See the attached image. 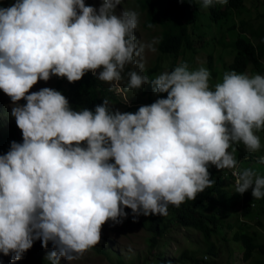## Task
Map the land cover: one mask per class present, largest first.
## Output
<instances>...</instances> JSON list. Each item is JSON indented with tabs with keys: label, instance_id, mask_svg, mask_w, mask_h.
<instances>
[{
	"label": "clouds",
	"instance_id": "1",
	"mask_svg": "<svg viewBox=\"0 0 264 264\" xmlns=\"http://www.w3.org/2000/svg\"><path fill=\"white\" fill-rule=\"evenodd\" d=\"M195 1L204 9L228 3ZM121 4L101 0L97 9L84 0H14L0 6V90L22 134V142L12 141L0 155V253L13 261L35 240L44 248L51 242L49 264L77 260L99 244L105 223L127 217L125 208L134 219L167 216L170 205L194 201L215 184L210 165L232 170L236 193L251 189L254 199L264 197V176L240 169L235 155L238 144L248 153L261 148L264 76L232 70L210 86L207 68L190 70L182 62L150 79L143 54L155 52L159 41L138 42L139 13H117ZM87 72L113 86L127 77L122 91L150 84L166 98L132 113L113 110L107 99L94 110H73L48 87L29 94L52 76L72 83Z\"/></svg>",
	"mask_w": 264,
	"mask_h": 264
},
{
	"label": "rangeland",
	"instance_id": "2",
	"mask_svg": "<svg viewBox=\"0 0 264 264\" xmlns=\"http://www.w3.org/2000/svg\"><path fill=\"white\" fill-rule=\"evenodd\" d=\"M13 2L14 0H5L4 4L8 7ZM84 2L86 6L90 5L98 9L101 0H84ZM214 6H218L217 9L224 10L227 4H214ZM122 9H134L139 13V25L134 30V35L138 42L147 43L154 39L158 41L161 39V28L159 26H151L148 29L142 26L144 15L137 7L135 0H122V4L117 6V13ZM263 10L262 0H245L239 11L233 10L232 14L226 17L216 18L210 7L204 9L197 3L194 9L195 19L190 24V26H194V32L189 33L190 47L182 48L176 55L166 54L161 60H158L159 50L157 44L155 45V52L146 49L142 61L145 65L143 74L152 79L161 72L171 71L173 63L175 67L182 62H187L190 70H195L201 66L209 70L210 86L221 82L223 74L227 71H232L229 68V64L232 62L234 55L237 54V50L232 48L230 43L235 39L240 30L241 20L246 21V35L251 38L253 43L257 45L264 42ZM231 25L234 27L230 28ZM209 57L212 67L208 65ZM262 63L264 67V58L262 59ZM128 67L131 68L132 66ZM152 67L154 69L149 73ZM135 70L139 71V69ZM237 73H245L250 76L256 74L264 76V70L260 72L250 68ZM126 80L127 77L115 86L105 83L107 86L115 89L117 95L121 97V103L110 102L114 110L122 112L124 104L140 103L147 105V97L155 96L150 84L144 85L139 90L122 91ZM44 87L57 90L55 76H52L46 82L39 81L29 90V94L39 91ZM17 103L24 105L26 101L22 99ZM12 106L10 98L0 90V117L3 125L8 128L16 126L14 118L10 115ZM18 133L22 137L19 129ZM257 134L260 136L261 142L259 151L248 153L243 144H238L235 145L237 149L235 155L240 169L252 168L259 175L263 176L264 163L260 162V158L264 156V131ZM7 151L0 150V155L7 153ZM239 153L246 156L239 157ZM213 167L215 168V166L210 165L209 169ZM231 173L232 170L228 169L218 170L217 172L218 175L223 177L226 189L236 193L234 177ZM218 195L215 194V197L218 198ZM252 213V215L242 216L240 202H235L230 214L221 213V228L219 232L212 235L209 241H206L198 230L170 223L164 235L159 238L158 246L153 249L149 248L148 238L150 233L145 225L139 224L137 221L126 223L123 219L120 223L108 221L102 226L101 240L98 245L85 252L79 259L71 262L61 257L59 264H118L119 260L121 264H162L157 257V253H163L169 258H173L174 263L172 264H195L189 257L190 255H194L200 259V264H254L253 261L245 262L242 260V245L240 241L237 242L233 239V233L238 230V225L244 223V229L249 232L256 230L258 235L256 241L260 244L264 243L263 209L259 204H256L253 206ZM168 214L169 218L172 219L171 217L174 214L172 212H168ZM256 214L263 221L261 226L256 222L257 218L254 216ZM142 220L146 224V220L144 218ZM227 222L232 223L231 229L226 226ZM211 244L213 245L215 255L207 252ZM52 250L51 242H49L47 248H44L41 246L40 240H35L33 246L23 254L20 260L13 261L10 256L0 253V264H49L46 256ZM183 253H186L187 256L182 257ZM255 256L260 257L259 253H255Z\"/></svg>",
	"mask_w": 264,
	"mask_h": 264
},
{
	"label": "trees",
	"instance_id": "3",
	"mask_svg": "<svg viewBox=\"0 0 264 264\" xmlns=\"http://www.w3.org/2000/svg\"><path fill=\"white\" fill-rule=\"evenodd\" d=\"M244 1L228 0L224 10L217 9L215 6H211L210 8L216 18L226 17L232 14L233 10L239 11ZM4 2L5 0H0V6L7 7ZM135 3L144 15L142 22L144 28L148 29L149 24L161 28V39L157 43L159 50L158 60H161L166 54L176 55L182 48L190 47L189 33L194 32V26H190V24L195 19L194 9L197 4L195 0H191V3L187 2V0H184V2H180V0H135ZM262 3L264 6V0H262ZM262 16L264 17V10ZM232 25L230 28L234 27ZM245 25L246 21L241 20L240 30L235 39L230 43L232 48L236 49L238 53L234 55L229 68L236 72H243L249 68L261 72L264 70L262 63V59L264 58V42L257 45L253 43L251 38L246 35ZM208 65L212 67L210 57ZM173 67L174 63L171 70ZM153 69L154 67L149 72ZM55 78L56 89L67 98L73 110H81L83 108L94 110L95 106L102 104L104 99L113 103L122 102L121 97H118L113 88L105 85V82L97 80L91 72H87L81 80L72 83L68 82L66 78H58L56 76ZM158 98H166V93L155 95V97L148 96L147 104L150 105ZM123 106L122 112L134 113L143 105L124 104ZM12 141L20 143L22 142V137L19 136L16 126L5 127L0 117V150H9ZM244 156L246 155L239 153V157ZM208 170L210 178L215 180V184L199 193L194 201L186 200L179 207L170 205L168 212L174 214L171 217L172 219L169 218V214L167 216L140 215L134 219L131 209L125 208L124 211L128 215L123 220L126 223L137 221L139 224L145 225L150 233L148 238L149 248L153 249L158 246L159 238L164 235L170 223L198 230L202 233L203 238L209 241L212 235L219 232L221 228V213L230 214L235 202H240L242 216L252 215L253 206L256 204H259L264 212V197L259 200L254 199L251 196V189L242 195L230 192L225 187L223 177L217 174L218 170L214 167ZM215 194H219L218 198L215 197ZM254 216L257 218V224L261 226L263 221L260 219V216L258 214ZM142 218L146 220V224H144ZM226 226L231 229L232 223L227 222ZM257 236L256 230L246 231L244 223H240L238 230L233 233V239L237 242L240 241L242 245V260L245 262L253 261L254 264H264V243H258L256 241ZM101 252L105 253L104 251ZM207 252L215 255L212 244L209 246ZM255 253H259L260 257H256ZM186 256V253L182 254V257ZM157 257L162 264L174 263L173 258H169L163 253H157ZM189 257L195 264H200V259L194 255H190ZM117 263L121 264V261L119 260Z\"/></svg>",
	"mask_w": 264,
	"mask_h": 264
}]
</instances>
